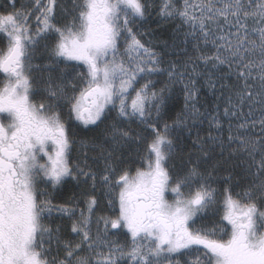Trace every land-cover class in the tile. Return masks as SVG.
I'll use <instances>...</instances> for the list:
<instances>
[{
	"label": "snow or ice",
	"instance_id": "1",
	"mask_svg": "<svg viewBox=\"0 0 264 264\" xmlns=\"http://www.w3.org/2000/svg\"><path fill=\"white\" fill-rule=\"evenodd\" d=\"M128 261L264 264V0H0V264Z\"/></svg>",
	"mask_w": 264,
	"mask_h": 264
},
{
	"label": "trees",
	"instance_id": "2",
	"mask_svg": "<svg viewBox=\"0 0 264 264\" xmlns=\"http://www.w3.org/2000/svg\"><path fill=\"white\" fill-rule=\"evenodd\" d=\"M162 2H163V0H155V3L157 5L161 4ZM174 2H177L180 5L183 4V0H174ZM192 2L198 3L199 0H192ZM157 22H159V28L158 29H157ZM148 24L152 29H156L158 31V33L163 36V38L168 39V38L172 37V35L176 32V28L180 24V21L179 20H176V21L160 20V18L158 16L153 14V16L148 21ZM183 30L188 31V26L184 25ZM201 43H203V41H201ZM192 46H193L192 43H189L188 48H189L190 53L192 51ZM203 50L209 52V54H211L214 51V49L211 47V45H209L208 48L203 49ZM154 79H159V78H154ZM163 79H166V77H164ZM201 103L204 105V107L201 108L202 112L205 111V109H207L208 112H211L212 108L215 107L216 104L222 105L223 101H221L219 99V93L218 92L214 95L213 92L211 90H209L207 84L204 83V84H202ZM226 127H227V125L225 124V128ZM207 128H208V123H207V120H205V122L202 125H200V135L201 136H204L206 134ZM195 130L196 129H193L194 132H195ZM213 134L215 135V133H213ZM86 188H87L86 185L84 186V188H80L74 182H71L66 186V188L61 193H58L57 196H58V198L60 196H64L65 198H67V197L75 194L77 199H84V197L82 196V192ZM57 202H61V201L58 199ZM80 207H85V205L80 204ZM101 214H104V213H101ZM52 219L57 224L61 223V221L58 219L57 216H54ZM63 223H64V230L70 231V229H68V226H67L68 222L64 221ZM112 238L115 240H118L121 244L126 243L125 239L122 236H120V238L113 236ZM128 243H130V242H128ZM128 264H131V262L128 261Z\"/></svg>",
	"mask_w": 264,
	"mask_h": 264
},
{
	"label": "rangeland",
	"instance_id": "3",
	"mask_svg": "<svg viewBox=\"0 0 264 264\" xmlns=\"http://www.w3.org/2000/svg\"><path fill=\"white\" fill-rule=\"evenodd\" d=\"M116 237L120 238V236H119V235H117Z\"/></svg>",
	"mask_w": 264,
	"mask_h": 264
}]
</instances>
